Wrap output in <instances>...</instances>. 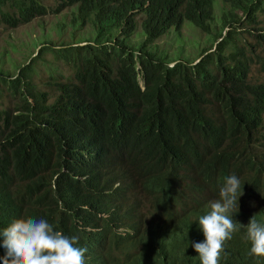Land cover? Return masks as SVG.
I'll use <instances>...</instances> for the list:
<instances>
[{
  "label": "trees",
  "instance_id": "1",
  "mask_svg": "<svg viewBox=\"0 0 264 264\" xmlns=\"http://www.w3.org/2000/svg\"><path fill=\"white\" fill-rule=\"evenodd\" d=\"M49 1L0 0V25L42 21ZM218 2L222 29L195 61L154 50L185 22L211 34ZM60 3L52 13L70 10L73 28L92 29L87 45L74 34L57 49L35 41L40 53L13 76L2 64L8 51L0 55V229L45 219L87 249L84 264H192L197 221L235 175L242 195L228 215L237 231L222 262L264 264L250 255L246 228L251 218L264 225V84L250 77L252 65L264 73V56L238 44L246 32L264 46V0ZM139 16L144 40L135 44ZM47 53L73 72L52 77L56 94L32 79Z\"/></svg>",
  "mask_w": 264,
  "mask_h": 264
},
{
  "label": "rangeland",
  "instance_id": "2",
  "mask_svg": "<svg viewBox=\"0 0 264 264\" xmlns=\"http://www.w3.org/2000/svg\"><path fill=\"white\" fill-rule=\"evenodd\" d=\"M60 4V0H50L47 2V6L50 8V15L48 17L42 21H36L29 26L21 27L16 31L8 30L6 27L0 25V55L8 51V55L5 56L6 62L2 63L8 74H11V76L17 75V67L26 65L31 57V60H33L38 56L43 47H36L35 41L39 43L48 37L53 42L51 47L57 49L62 42L73 44L70 38L71 34L75 35V40L80 43L79 46L81 47L87 45L94 38V33L90 27L87 29L72 27L70 10H66L60 14L52 13V10L56 11ZM222 14L223 5L218 2L215 8L216 22L213 25L211 34L204 32L190 22H185L180 31L174 28L161 39L157 40L153 45L154 50L170 55L168 56L169 62L181 60L192 63L200 56L201 52L214 44L216 33L222 29ZM143 19L144 17L142 16L138 17V30L132 40L135 44L144 40ZM41 25H44V28ZM62 25L65 26L63 31L60 30V26ZM242 27L243 30H240L241 32L249 28L245 20ZM238 44L248 49L254 59L256 55L264 56V46H260L258 40H255L254 37L246 32L240 35ZM60 76L66 77V80L73 79V72L62 60L57 59L51 53H47L42 56L41 61L36 62L35 73L32 75V79L38 87L39 92L44 93L49 91L52 94H56L55 90L48 89V87L53 84L52 77L60 79ZM250 77L251 82L264 84V73L258 65H252ZM3 106L4 108H15V102L10 98H6ZM257 150L264 154V135L258 143Z\"/></svg>",
  "mask_w": 264,
  "mask_h": 264
},
{
  "label": "clouds",
  "instance_id": "3",
  "mask_svg": "<svg viewBox=\"0 0 264 264\" xmlns=\"http://www.w3.org/2000/svg\"><path fill=\"white\" fill-rule=\"evenodd\" d=\"M240 189L239 177H227L219 198L210 202L211 210L197 221V234L191 238L189 254L192 264H223L225 247L237 231L228 214L233 208L238 209ZM246 228L247 239L251 242L250 255L264 258V225L251 218ZM76 243V237L69 238L55 231L45 219H16L0 229V247L6 249L0 264H84L87 249L75 247Z\"/></svg>",
  "mask_w": 264,
  "mask_h": 264
}]
</instances>
